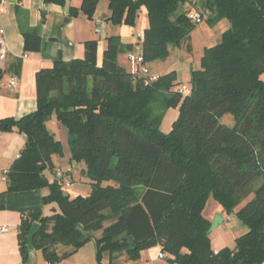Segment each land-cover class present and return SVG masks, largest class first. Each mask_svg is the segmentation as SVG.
Returning <instances> with one entry per match:
<instances>
[{"label": "trees", "instance_id": "16d2710c", "mask_svg": "<svg viewBox=\"0 0 264 264\" xmlns=\"http://www.w3.org/2000/svg\"><path fill=\"white\" fill-rule=\"evenodd\" d=\"M99 1L82 0L70 14L92 19ZM107 1L108 20L116 25L135 26L141 8L147 9L149 25L134 50L146 64L166 60L189 40L199 24L193 12L202 22L225 18L230 26L220 43L204 49L189 94L181 92L176 71L151 80V71L139 76L121 65L119 54L135 46L113 35L101 62L98 41L88 40L83 57L38 71L37 110L0 120V129L16 127L26 135L7 171L9 191L47 187L44 203L59 206L52 215L34 210L22 219L24 258L30 230L40 222L34 246L51 264L93 237L99 260L108 252L135 261L160 246L177 264H264V0ZM185 4L190 7L179 11ZM27 19L19 13L25 50L37 52L41 37ZM4 76L0 67V83ZM176 107L179 114L165 133V113ZM227 114L233 125L223 123ZM52 119L65 128L70 160L91 184L87 195L66 196L62 181L47 175L56 172L54 155L64 154L62 140L47 125ZM210 197L247 227L234 248L216 251L212 245V222L204 214Z\"/></svg>", "mask_w": 264, "mask_h": 264}, {"label": "crops", "instance_id": "0c3cea01", "mask_svg": "<svg viewBox=\"0 0 264 264\" xmlns=\"http://www.w3.org/2000/svg\"><path fill=\"white\" fill-rule=\"evenodd\" d=\"M81 4L82 0H66L63 5L49 4V7L45 9L47 5L45 0H0V29L5 30L9 45V53L3 67L5 76L0 83V120L6 118L20 119L36 111L38 108V90L35 76H37L38 71L52 67L56 63L55 61L59 59L69 61L84 56L86 41L97 40L100 47L98 51L101 49L104 52L108 45V38L113 35L119 36L122 43L126 45L133 44L135 46L133 51L139 48L137 45L139 35H142L149 25L145 7L141 8L136 25L129 26L127 24L115 25L109 22L111 10L107 0L99 1L92 19H87L83 13L72 16L70 14L71 6L80 7ZM19 13L23 18H28L27 21L30 26L37 29L41 37V50L37 52L25 50V40L18 21ZM96 19L103 20L99 31L95 22ZM98 56V60L101 58L99 61L101 62L103 57L100 54ZM16 62H20L18 72L13 68ZM151 73L161 74L154 71ZM12 76L18 77L16 85L10 84ZM52 121L63 132L60 123L55 122L54 119ZM25 143L26 135L18 131L16 127L8 131L0 129V264H51L42 253L43 251L38 248L34 251L29 250L28 255L24 258L19 231L22 219L28 212L41 210L43 215L49 216L58 211L59 206L56 203H44L43 198L49 193L47 187L9 191L8 178L4 179L6 172L10 170L13 162L20 156ZM66 144L68 145L67 138L64 141L63 157L60 155L53 157L55 167L56 169L71 167L73 169L72 182H75L76 177L82 184L78 190L86 192L88 189L86 193H81V191L78 194L67 192L69 196L87 195L92 190L91 184L82 171L74 165L75 162L70 160L69 146H67L68 152L66 153ZM47 175H50L51 180L55 179L54 171H47ZM217 207L216 212L222 211L223 222L228 221L229 214L227 215V212L222 210V206L218 205ZM213 216L207 218L213 222ZM3 226H7L8 230L3 231ZM213 231L210 232L211 239ZM225 242L223 235H220L219 238H216V243L212 242V245L218 251L226 246ZM58 249H63V246H59ZM163 253L164 255H162ZM55 264L177 263L173 262L171 255L163 252L160 246L143 250L139 259L135 261L129 260L123 253L111 256L108 252L103 254L102 259L99 260L97 242L93 237L69 257Z\"/></svg>", "mask_w": 264, "mask_h": 264}, {"label": "rangeland", "instance_id": "374dc122", "mask_svg": "<svg viewBox=\"0 0 264 264\" xmlns=\"http://www.w3.org/2000/svg\"><path fill=\"white\" fill-rule=\"evenodd\" d=\"M189 4H186L185 6H181L179 11L187 10L189 7L187 6ZM85 15V14H83ZM87 19H90L85 15ZM112 22V21H109ZM112 24H114L112 22ZM116 25V24H115ZM131 26V25H129ZM230 22L228 19H221L218 22L214 24H210L206 21H203L196 25V27L191 32V37L187 42L183 43V46L180 47H173L171 49V54L166 60H159L155 62L148 63V67L151 71L154 72H160L161 74H165L169 71H176L178 75V82L180 83V86H189L191 85V75L192 71L195 69L200 68L201 65V58L204 53V49L208 46L211 47L217 43H220L222 34L224 31L229 28ZM99 36L100 34L98 31L96 32ZM99 47V45H98ZM100 48V47H99ZM102 50L100 49L97 53L102 56ZM105 51V50H104ZM104 54V52H103ZM83 57V56H82ZM99 57V56H98ZM103 57V56H102ZM120 61L119 63L122 64L125 68L128 70L134 71L137 68V63L133 61L129 57L128 51H122L119 54ZM101 58H99L100 61ZM264 78V74H263ZM179 114V109L176 108H170L165 113V116L163 118V121L161 123V129L163 132L168 133L172 130V125L174 120L177 118ZM53 120V119H52ZM49 121L47 123L49 129L55 133V135L62 140L63 145L64 141H66L67 138V132L64 130L65 128L62 127L63 132L56 127V125L53 123V121ZM55 122L58 123L56 119H54ZM223 123L233 125L234 119L233 116L230 114H227L222 119ZM66 136V138H65ZM65 139V140H63ZM68 145L66 144L65 150L66 153L68 152ZM50 176V175H49ZM79 178L75 177V182H72L69 187H66V192H71L72 194H75L79 191L81 193H86L83 190H78L81 188L82 184L78 180ZM76 194V195H77ZM221 206L214 198L210 197L208 200L204 214L207 217H214L213 221L217 219V217H222V211L220 213L216 212L218 209L217 206ZM222 210L226 213L224 208L222 207ZM228 221L221 222L215 230L212 232V242L216 243V238H219L220 235H223L224 241H226L225 245L231 248H234L236 245V238L242 235L244 232L247 231V227L242 224V221L240 218L235 214L232 213L228 217Z\"/></svg>", "mask_w": 264, "mask_h": 264}, {"label": "built area", "instance_id": "2783aa9c", "mask_svg": "<svg viewBox=\"0 0 264 264\" xmlns=\"http://www.w3.org/2000/svg\"><path fill=\"white\" fill-rule=\"evenodd\" d=\"M192 19L194 22L197 23H201V18H200V14L198 12H193V14H191ZM96 25L98 28V31L100 30V27L103 24V20L102 19H96ZM141 36V34H140ZM9 53V45H8V41H7V37H6V32L4 29H0V66L4 67L5 62L7 60V56ZM26 57V55H25ZM129 57L135 61L137 64V68L133 71L135 74L139 75V76H145V75H149L150 74V70L147 66V64L144 61V57L138 53L137 51H132L129 53ZM158 75H151V80L157 79ZM18 82V77L16 76H12L10 79V84L11 85H16ZM191 91L189 86H183L181 89V92H183L184 94H189ZM72 171L73 169L71 167H68L66 169H56L55 172V177L59 180L62 181L64 188L65 187H69L71 185L72 182ZM7 178V172L4 176V179ZM3 231L8 230L7 226H3L2 227ZM164 255V253L162 254Z\"/></svg>", "mask_w": 264, "mask_h": 264}, {"label": "water", "instance_id": "95a60500", "mask_svg": "<svg viewBox=\"0 0 264 264\" xmlns=\"http://www.w3.org/2000/svg\"><path fill=\"white\" fill-rule=\"evenodd\" d=\"M48 7H49V4L46 5L45 9H47ZM65 195L68 196V193L66 192ZM221 222H223V217H219L218 216L217 219L212 222V225H211L209 231L211 232L212 230H215V228ZM40 228H41V223L40 222H35L33 224L32 228H31V230H30L29 235H28V239H27L28 240V248L31 251H34L36 249L35 246H34V237L39 232ZM77 229L79 231H81L83 234H86V231L84 230V228L80 224H79V226H77Z\"/></svg>", "mask_w": 264, "mask_h": 264}]
</instances>
